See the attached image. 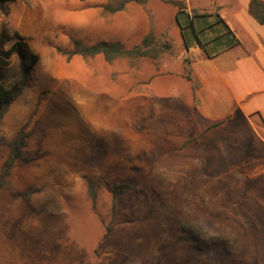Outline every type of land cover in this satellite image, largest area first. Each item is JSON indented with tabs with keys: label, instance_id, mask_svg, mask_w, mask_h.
<instances>
[{
	"label": "rangeland",
	"instance_id": "374dc122",
	"mask_svg": "<svg viewBox=\"0 0 264 264\" xmlns=\"http://www.w3.org/2000/svg\"><path fill=\"white\" fill-rule=\"evenodd\" d=\"M102 5L14 0L0 11V31L17 32L37 55L27 85L0 120V205L7 197L8 205L37 208L41 223L59 221L62 237L68 224L79 233L98 222L116 252L156 255L157 264H264V212H251L228 182L215 180L214 164L197 155L196 142L184 154L177 149L189 108L146 91L142 78L151 62L66 60L58 52L70 49V39L139 44L144 9L129 3L104 17ZM18 78L16 56H0L1 81ZM24 125L22 155L30 162L3 175L5 142ZM84 178L96 183L93 204ZM120 184L132 189L112 198L110 188ZM4 215L0 231L7 227L16 238ZM184 226L203 232L201 239Z\"/></svg>",
	"mask_w": 264,
	"mask_h": 264
},
{
	"label": "crops",
	"instance_id": "0c3cea01",
	"mask_svg": "<svg viewBox=\"0 0 264 264\" xmlns=\"http://www.w3.org/2000/svg\"><path fill=\"white\" fill-rule=\"evenodd\" d=\"M248 5V0H149L154 29L171 37L172 50L159 66L151 63L142 79L150 95L188 105L183 135H175L177 149L184 154L196 142L197 155L213 162L215 180L228 182L251 212H264V24L248 13ZM139 20L142 39L149 30L143 10ZM5 202L0 215L12 221L17 235L7 227L0 231V264H157L156 255L116 252L115 240L104 237L98 222L95 230L85 223L79 233L68 224L62 237L59 221L41 223L37 208L8 205L7 197Z\"/></svg>",
	"mask_w": 264,
	"mask_h": 264
},
{
	"label": "trees",
	"instance_id": "16d2710c",
	"mask_svg": "<svg viewBox=\"0 0 264 264\" xmlns=\"http://www.w3.org/2000/svg\"><path fill=\"white\" fill-rule=\"evenodd\" d=\"M14 0H0V11L12 3ZM84 1V0H82ZM102 15L110 17L118 12H123L129 3H134L141 6L146 12L149 19V30L147 34L141 39L139 44L127 49L120 42L101 41L94 44H85L78 39H70V49L67 51L58 50V52L65 56L66 60H70L74 56H80L84 60L92 59L101 56L107 64H112L119 59H145L151 62L154 66H159L160 60L172 50V39L166 32L156 33L154 29L155 21L152 11L148 8L149 0H102ZM248 13L259 23L264 24V2L260 0H248ZM180 13H178L179 16ZM177 16L178 24L182 30V24ZM192 30V23L189 22L188 27ZM197 41V37H195ZM199 44L198 42H196ZM6 45L7 50H3ZM16 56L18 60L19 78L16 82L6 85L0 79V120L5 114L8 106L14 99L20 95L23 88L27 85L28 77L32 71L33 65L37 62V55L33 54L26 40L17 32L9 34L5 29L0 31V56L3 59H8L11 56ZM184 77L189 78L188 70L185 69ZM28 132H26V125L22 126L13 137L5 142L7 148V155L2 164V174L8 175L13 167H19L30 162L29 158L22 155V149L25 146ZM86 186L87 197L90 201L95 200V186L93 180L84 178ZM132 186L128 184L114 185L110 188L112 198H120L124 193L130 191ZM183 229L190 233L196 240H200L203 232L196 231L191 226H184Z\"/></svg>",
	"mask_w": 264,
	"mask_h": 264
},
{
	"label": "bare ground",
	"instance_id": "6f19581e",
	"mask_svg": "<svg viewBox=\"0 0 264 264\" xmlns=\"http://www.w3.org/2000/svg\"><path fill=\"white\" fill-rule=\"evenodd\" d=\"M49 117H50V116H49ZM68 117H69V116H68ZM67 119H68V118H67ZM67 119H66V120H67ZM69 124H70V123H69ZM71 125H72V124H71ZM51 135H52V134H51ZM57 135H58V134H57ZM57 135H56V136H57ZM61 135H62V134H61ZM52 138H53V136H52ZM52 138H51V139H52Z\"/></svg>",
	"mask_w": 264,
	"mask_h": 264
}]
</instances>
